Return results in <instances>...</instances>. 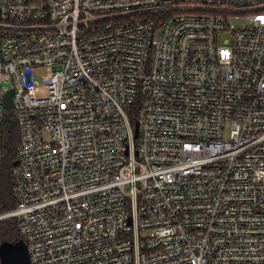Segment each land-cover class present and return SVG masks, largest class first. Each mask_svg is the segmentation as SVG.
I'll return each mask as SVG.
<instances>
[{
	"label": "built area",
	"instance_id": "2783aa9c",
	"mask_svg": "<svg viewBox=\"0 0 264 264\" xmlns=\"http://www.w3.org/2000/svg\"><path fill=\"white\" fill-rule=\"evenodd\" d=\"M9 111L31 264H264V0H0Z\"/></svg>",
	"mask_w": 264,
	"mask_h": 264
},
{
	"label": "trees",
	"instance_id": "16d2710c",
	"mask_svg": "<svg viewBox=\"0 0 264 264\" xmlns=\"http://www.w3.org/2000/svg\"><path fill=\"white\" fill-rule=\"evenodd\" d=\"M138 117H132L136 121ZM4 157L0 160V216L9 213L16 206L14 166L17 160V147L20 142L19 125L15 113H6L3 126ZM21 239L18 222L15 217L0 218V244L7 240L17 242Z\"/></svg>",
	"mask_w": 264,
	"mask_h": 264
},
{
	"label": "water",
	"instance_id": "95a60500",
	"mask_svg": "<svg viewBox=\"0 0 264 264\" xmlns=\"http://www.w3.org/2000/svg\"><path fill=\"white\" fill-rule=\"evenodd\" d=\"M12 92L9 91L5 95V106L13 107ZM138 132V124L136 128ZM0 264H31L30 253L24 239L17 242L4 240L0 244Z\"/></svg>",
	"mask_w": 264,
	"mask_h": 264
},
{
	"label": "rangeland",
	"instance_id": "374dc122",
	"mask_svg": "<svg viewBox=\"0 0 264 264\" xmlns=\"http://www.w3.org/2000/svg\"><path fill=\"white\" fill-rule=\"evenodd\" d=\"M63 69L62 65L42 66L35 68L29 76L32 74L41 86V91L38 93L39 96H45L47 94V87L45 81L55 72H59Z\"/></svg>",
	"mask_w": 264,
	"mask_h": 264
}]
</instances>
